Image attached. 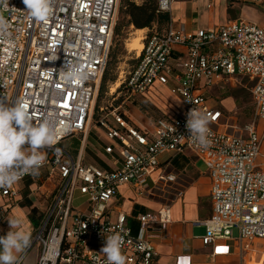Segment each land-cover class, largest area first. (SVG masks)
<instances>
[{
	"label": "built area",
	"instance_id": "built-area-1",
	"mask_svg": "<svg viewBox=\"0 0 264 264\" xmlns=\"http://www.w3.org/2000/svg\"><path fill=\"white\" fill-rule=\"evenodd\" d=\"M246 1L264 10V0ZM50 6V16L38 21L23 0H9L7 8L0 4L7 23L0 33V102L23 104L33 123L47 120L56 133L39 175L0 187V217L17 203L26 182L29 194L44 197L41 223L26 250L37 245L34 264H107L100 249L104 236L112 234L123 237L125 264H153L156 251L148 232L170 221V207L186 188L179 174L156 172L158 158L184 150L203 163L210 179L211 214L196 221L205 227L202 244L229 239L236 228L240 249L252 252V243L264 239V158L258 161L264 129L257 130V121H264V26L237 20L188 32L173 26L172 0H155L156 13L168 15V27L144 34L138 54L134 50L135 64L111 83V102H121L97 105L117 0H50ZM68 64L79 66L87 79L66 82ZM239 77L250 82L253 104V120L243 125L205 102L208 89L234 86ZM157 87L176 101L155 97ZM154 99L162 107L153 103L158 114L150 126L134 124L125 107ZM191 109L209 117L207 146L189 137ZM95 129L97 165L86 160ZM68 139L79 141L74 154L62 146ZM124 185L160 206L155 213L136 214L135 233L126 212L113 210ZM75 194L82 198L77 205Z\"/></svg>",
	"mask_w": 264,
	"mask_h": 264
},
{
	"label": "crops",
	"instance_id": "crops-1",
	"mask_svg": "<svg viewBox=\"0 0 264 264\" xmlns=\"http://www.w3.org/2000/svg\"><path fill=\"white\" fill-rule=\"evenodd\" d=\"M260 10L264 12L259 6L246 0H172L171 17L174 27L182 26L188 32H195L237 20L264 26ZM119 14L123 16L127 29L142 31L141 37L153 31L161 32L169 25L167 14L156 13L155 0H117L115 21ZM132 20L143 22L145 26L136 28ZM168 98L176 101L173 96ZM125 112L134 124L145 127L141 121L130 115L128 106L125 107ZM96 147V142L90 141L86 151L88 162L89 157L93 163H98ZM158 162L156 172L163 170L179 174L186 183V188L183 196L170 207V221L151 226L148 232L156 251L153 264H244V259L247 260L250 252L244 253L240 249L237 235L232 234L229 239H217L210 245H203L201 242L200 237L204 234L205 227L196 224V221L207 219L212 209L210 179L203 163L187 150L163 154L159 156ZM27 186L26 182L17 203L0 217V236L10 230L7 222L12 218L20 221L18 230L32 237L35 223L45 209V202L38 191L29 194ZM118 194L119 200L114 203L113 210L121 209L126 212L133 233L138 227L135 220L137 213H155L160 207L156 202L137 196L128 185L119 187ZM28 201L30 205L26 204ZM2 223L4 224L1 225ZM255 241L252 247L255 246ZM32 249L23 253V264L36 262L37 250Z\"/></svg>",
	"mask_w": 264,
	"mask_h": 264
},
{
	"label": "clouds",
	"instance_id": "clouds-1",
	"mask_svg": "<svg viewBox=\"0 0 264 264\" xmlns=\"http://www.w3.org/2000/svg\"><path fill=\"white\" fill-rule=\"evenodd\" d=\"M23 3L30 17L35 20L43 21L51 14L50 0H23ZM0 4L7 8L9 0H0ZM6 29L7 23L0 16V33ZM64 79L68 83L83 81L87 79V73L79 66L68 64ZM209 125L206 113L195 109L187 113L186 128L194 143L200 146L210 143ZM55 138V129L51 124L47 120L40 124L33 123L23 104L0 102V187H11L25 175H39L46 161L44 150L53 145ZM8 223L10 230L0 236V264H20L21 255L30 246V236L18 230V219L10 218ZM122 245L123 237L120 234L104 236L100 252L107 257V264H125Z\"/></svg>",
	"mask_w": 264,
	"mask_h": 264
},
{
	"label": "rangeland",
	"instance_id": "rangeland-1",
	"mask_svg": "<svg viewBox=\"0 0 264 264\" xmlns=\"http://www.w3.org/2000/svg\"><path fill=\"white\" fill-rule=\"evenodd\" d=\"M262 19H264V12L260 10ZM136 29H127L125 25V20L121 14H119L116 18L114 25V34L112 40V46L108 57V63L106 66L105 74H106V82L103 86V91L98 93L97 97V105L112 103L116 105L120 103L121 99L117 98L113 102L110 100L109 96V87L112 82L116 80L119 75V72L123 70H129L135 64V53L134 50L129 49V43L134 37L140 36L142 31H135ZM138 50L136 49V52ZM139 52V51H138ZM137 52V54H138ZM237 82H235L234 86L229 85L228 83H222L218 87H212L208 89V92L205 95V102L210 106L221 108L227 114L232 113L234 119L238 125H243L246 122L253 120V104L252 98L250 94V82L243 77L237 78ZM203 83V82H202ZM155 91L158 93H154V96L160 98V96L168 97V91L163 88H156ZM154 92V91H153ZM108 93V94H107ZM156 103L159 107L162 105L158 104L154 99L153 102L148 100H137L135 102H131L128 106L130 115L141 121L143 126H150V118L151 116H155L158 114L156 107L153 105ZM264 129V121H257V130L260 132ZM99 130L95 129L91 130L89 135L90 141H95L97 138ZM78 139H68L65 143L62 144L63 147L67 149L74 150L78 147ZM260 157L258 161L264 158V141H262L260 148ZM88 160L93 163V160L88 157ZM97 165V163H93ZM82 201L77 194L74 197V204L77 205ZM8 223V222H7ZM40 220L35 223V229L39 227ZM2 223L1 225H3ZM233 235H237V229L234 228L232 230ZM33 235V234H32ZM31 235V236H32ZM31 239V238H30ZM255 249L250 252V255L247 257V260L244 259V264H264V239H258L255 241ZM37 250V245H35L32 249Z\"/></svg>",
	"mask_w": 264,
	"mask_h": 264
},
{
	"label": "trees",
	"instance_id": "trees-1",
	"mask_svg": "<svg viewBox=\"0 0 264 264\" xmlns=\"http://www.w3.org/2000/svg\"><path fill=\"white\" fill-rule=\"evenodd\" d=\"M132 22H134V26H135L136 28H141V27L145 26V25H144L145 23H143V22H137V21H135V20H134V21L132 20ZM105 70H106V69H105ZM106 79H107V77H106V74H105V71H104V73H103V75H102V77H101V81H100V87H99L100 92L103 91V86H104V84H105V82H106ZM26 204H27V205H30V202L28 201ZM31 214H32V216L34 215V209L31 210Z\"/></svg>",
	"mask_w": 264,
	"mask_h": 264
},
{
	"label": "bare ground",
	"instance_id": "bare-ground-1",
	"mask_svg": "<svg viewBox=\"0 0 264 264\" xmlns=\"http://www.w3.org/2000/svg\"><path fill=\"white\" fill-rule=\"evenodd\" d=\"M137 31L141 32V30H137ZM128 45H129L130 50H134V49L136 50L137 49L139 51L142 47L141 37L140 36L134 37ZM116 86H117V84H116ZM111 91H113V88Z\"/></svg>",
	"mask_w": 264,
	"mask_h": 264
}]
</instances>
